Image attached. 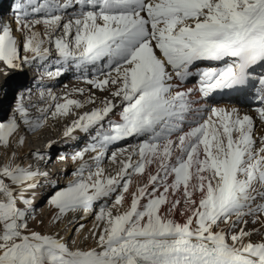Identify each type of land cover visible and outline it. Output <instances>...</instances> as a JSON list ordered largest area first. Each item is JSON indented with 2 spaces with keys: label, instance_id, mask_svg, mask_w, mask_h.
Listing matches in <instances>:
<instances>
[{
  "label": "snow or ice",
  "instance_id": "6c2138e0",
  "mask_svg": "<svg viewBox=\"0 0 264 264\" xmlns=\"http://www.w3.org/2000/svg\"><path fill=\"white\" fill-rule=\"evenodd\" d=\"M10 11L0 77L28 68L36 88L0 118V264H264V0ZM68 72L85 86L54 91ZM50 121L87 138L62 186L56 141L30 146Z\"/></svg>",
  "mask_w": 264,
  "mask_h": 264
},
{
  "label": "bare ground",
  "instance_id": "6f19581e",
  "mask_svg": "<svg viewBox=\"0 0 264 264\" xmlns=\"http://www.w3.org/2000/svg\"><path fill=\"white\" fill-rule=\"evenodd\" d=\"M7 3H8V0H0V21L10 22L12 20V13L9 14L8 19H4L3 16H2L3 11L5 10V7L7 6ZM13 27H15V25H13ZM205 63H207V62H205ZM26 70H28V68H26L24 71L26 72ZM31 71H34V70H31ZM21 72H23V71H21ZM21 72L13 73V74L10 75V77H7V78L0 77V86L1 87L3 86V89L7 90V92L6 91L4 92V96L5 97L0 99L1 100L0 101L1 104H5L8 101V97H10V92L12 91L10 89V87L11 88L14 87L18 82H22L23 81L24 84H26L28 86H31L35 90L36 84L34 82V77L31 78L30 75H29L28 78H27V76L24 77ZM32 75L33 74H31V76ZM67 77H68V79H70V82L67 81V85L69 87L85 86L81 82L77 81L74 78V74L72 72H70L66 76V78ZM194 82H195L194 80H190L189 81V86H191ZM58 85H59L58 83H55L54 85H52L51 83L49 84V86L53 87L54 91H59V90L62 89L63 86H58ZM33 99L34 100L36 99L35 92H34ZM1 104H0V114L2 115L3 111H2V105ZM67 123H68V121H60V122H56L55 124H53L50 121L49 122V128L46 129L43 133H39L38 134L43 139L35 140V143H31V140H34L35 138H30V146L41 147V148H43L44 140H46L48 138H51V139L56 141L55 145L50 149V155H51L52 159H51V161L47 162L46 170H48L52 174L53 179L58 178V180L59 179L62 180L61 186L66 184L68 180L72 179L71 175L67 177V176H65V174L68 173V171H73L74 168H75V165L71 161L70 155H68V158L65 161H63V162H61L59 160H55L53 162V160L55 159V157H56L55 155L58 153V150H61L60 153L61 152L64 153V151H63L64 147H66V145L67 146L71 145L73 147H70L68 152H72L74 150L75 146H77L76 143L78 142V140L70 141L67 144L63 142L64 138L62 137V131H63L64 126H66ZM76 136H77L78 139L80 137L86 138L84 134L79 133V132L76 133ZM86 140H87V138H86ZM25 151H27V147L25 148ZM27 162H31V161H26V163ZM58 163H59V165H58ZM42 167H45V166L42 165ZM46 192H48V189H42L41 190L40 195L37 197V201H36L37 206H38V204H40V202L42 200H44L43 197H44V194ZM43 215H44L45 219H47V216H48V210L47 209H44ZM91 222H92L91 217H89L88 220H87V224L90 226Z\"/></svg>",
  "mask_w": 264,
  "mask_h": 264
},
{
  "label": "rangeland",
  "instance_id": "374dc122",
  "mask_svg": "<svg viewBox=\"0 0 264 264\" xmlns=\"http://www.w3.org/2000/svg\"><path fill=\"white\" fill-rule=\"evenodd\" d=\"M12 2H13V0H8V3H7V6L5 7V10L3 11V14H2V16H3V18L4 19H8V16H9V14L11 13V11H10V8H11V5H12ZM26 69V68H25ZM24 69V70H25ZM23 70V72H21L22 73V75L24 76V77H26L27 76V78L29 77V75L27 74V72H25ZM27 71V70H26ZM25 72V73H24ZM70 72H68V73H65L62 77H60L59 79H58V81H56L55 83H58L59 85L58 86H63L64 84H67V81L68 82H70V79H68V77L66 78V76L69 74ZM31 74H33V72L31 71ZM23 82V81H22ZM3 85V84H2ZM1 87V86H0ZM15 87V86H14ZM14 87H10V89L11 90H13V88ZM7 92V90L6 89H3V86L0 88V99L1 98H3V97H5L4 96V92ZM34 96V95H33ZM1 101V100H0ZM228 101L226 100V101H223V103H227ZM13 103V99H12V91L10 92V97H8V101L5 103V104H1L2 105V111H3V113H2V115L0 114V118H3V117H5L8 113H9V108H8V113H7V111H6V109H7V107H9L11 104ZM56 127V126H55ZM83 140H82V139ZM77 140H78V142L76 143L77 144V146H75V148L74 149H77V148H79V147H82L86 142H87V140H86V138H84V137H80L79 139L77 138ZM70 147H73V146H71V145H69V146H67L66 145V147H64V149H63V151H64V153H66V154H68V155H70L71 154V152H68V150H69V148ZM60 151L61 150H58V153L55 155L56 157H57V155L60 153ZM56 157H55V159L53 160V162L55 161V160H57L56 159ZM58 165H59V163H58ZM70 173H71V171H68V173H66L65 174V176H70ZM56 180H58V178H56ZM58 182H59V184L61 185V183H62V180H58ZM47 195V192L44 194V197L43 198H45V196ZM43 201V200H42ZM42 201L40 202V204H38V208H43V203H42Z\"/></svg>",
  "mask_w": 264,
  "mask_h": 264
}]
</instances>
